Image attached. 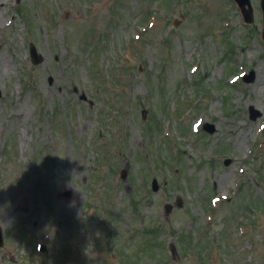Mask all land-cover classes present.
<instances>
[{"label": "rangeland", "instance_id": "374dc122", "mask_svg": "<svg viewBox=\"0 0 264 264\" xmlns=\"http://www.w3.org/2000/svg\"><path fill=\"white\" fill-rule=\"evenodd\" d=\"M252 3L0 0L1 264H264Z\"/></svg>", "mask_w": 264, "mask_h": 264}, {"label": "water", "instance_id": "95a60500", "mask_svg": "<svg viewBox=\"0 0 264 264\" xmlns=\"http://www.w3.org/2000/svg\"><path fill=\"white\" fill-rule=\"evenodd\" d=\"M243 8V10L245 11L246 13V16L249 20H252L253 19V14H252V8L250 6V0H238ZM246 5L249 6V8H246ZM262 7H263V10H264V0H262ZM37 59H39L37 57Z\"/></svg>", "mask_w": 264, "mask_h": 264}, {"label": "bare ground", "instance_id": "6f19581e", "mask_svg": "<svg viewBox=\"0 0 264 264\" xmlns=\"http://www.w3.org/2000/svg\"><path fill=\"white\" fill-rule=\"evenodd\" d=\"M0 26H6V23H1Z\"/></svg>", "mask_w": 264, "mask_h": 264}]
</instances>
